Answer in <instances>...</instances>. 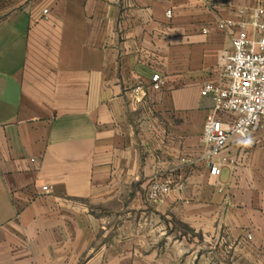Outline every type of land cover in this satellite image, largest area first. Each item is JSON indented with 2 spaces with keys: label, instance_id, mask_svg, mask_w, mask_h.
<instances>
[{
  "label": "crops",
  "instance_id": "0c3cea01",
  "mask_svg": "<svg viewBox=\"0 0 264 264\" xmlns=\"http://www.w3.org/2000/svg\"><path fill=\"white\" fill-rule=\"evenodd\" d=\"M263 1L0 0V264H264V128L210 157L201 95Z\"/></svg>",
  "mask_w": 264,
  "mask_h": 264
},
{
  "label": "built area",
  "instance_id": "2783aa9c",
  "mask_svg": "<svg viewBox=\"0 0 264 264\" xmlns=\"http://www.w3.org/2000/svg\"><path fill=\"white\" fill-rule=\"evenodd\" d=\"M206 2L214 5L226 0ZM240 12L238 22L219 21L223 30L238 28L232 50L221 57L225 81L207 82L201 88V95L211 97L214 103L205 118L202 136L210 157L228 147L233 136L247 139L264 128V1ZM153 81L159 89V73L153 76ZM221 173L220 166L211 162L210 175L218 177ZM43 190L47 191L48 186H43ZM170 190L168 183L155 180L149 186L148 197L153 202H162Z\"/></svg>",
  "mask_w": 264,
  "mask_h": 264
},
{
  "label": "rangeland",
  "instance_id": "374dc122",
  "mask_svg": "<svg viewBox=\"0 0 264 264\" xmlns=\"http://www.w3.org/2000/svg\"><path fill=\"white\" fill-rule=\"evenodd\" d=\"M189 237L191 238L189 257H186L187 253L175 250L173 264H249L245 258L230 256L225 249L219 254L214 250V243L199 241L193 231H189Z\"/></svg>",
  "mask_w": 264,
  "mask_h": 264
}]
</instances>
